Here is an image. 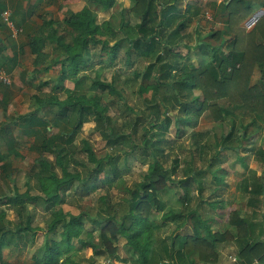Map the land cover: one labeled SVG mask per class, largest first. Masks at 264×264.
<instances>
[{"label": "trees", "instance_id": "trees-1", "mask_svg": "<svg viewBox=\"0 0 264 264\" xmlns=\"http://www.w3.org/2000/svg\"><path fill=\"white\" fill-rule=\"evenodd\" d=\"M129 1L131 5L124 8L137 19L127 26L123 40L117 41L97 22V11L91 8L109 10L116 0H88L79 10L70 9L61 19L46 21L38 12L40 5L45 6L47 15L49 8L67 5H61V0H11V4L0 0V14L10 9L13 25L20 30L14 38L0 21L6 38L13 40L9 57L1 54L5 48L0 44V68L9 72L19 65V54L28 51L33 56V70L26 85L32 87L31 80L45 72L47 76L39 77L35 89L48 86L64 94L31 92L30 100L36 107H28L27 112L0 124V264H7L5 248L11 254L14 248H29L37 231L42 241L33 252L34 264H125L130 260H136L135 264H220L221 245L232 249L235 260L229 258V264H250L254 259L256 264H264V146L255 142L260 134L264 142V14L250 29L243 25L257 5L264 8V0L214 1L209 18L220 19L223 26L198 27L180 36L190 22L204 17L196 3L185 2L182 8L186 0ZM124 12L122 9L113 17ZM123 26L121 18L119 28ZM182 41L191 43L185 55L178 50ZM120 42L128 45L123 54ZM93 49L98 50V56L90 60L96 51ZM191 58L197 59L196 65ZM78 61L81 74L77 77L79 72L73 76L70 71ZM21 63L23 76L28 70ZM92 66L96 68L94 76L84 71ZM104 66L111 69L110 79ZM54 67L57 74L49 75ZM254 68L257 79L252 75ZM138 74L137 93L151 109L118 125L117 116H109L107 111H118L121 105L134 110L126 104L123 91L137 82L126 78ZM66 79H74L73 89L65 87ZM2 90L0 106L6 108V90ZM147 92H151L149 98L143 96ZM53 107L57 111H52ZM206 113L213 121L225 120L226 133L217 137L215 131L193 129ZM90 121L99 127L105 142L100 153L88 139L74 142ZM172 125L178 137L191 128L195 151L169 164L166 147L174 144L169 138ZM52 128L57 131L49 134ZM14 130L25 138L13 136ZM139 130L141 137L136 136ZM22 145L35 158L25 171L27 181L20 191L15 184L11 188L9 181L19 170L14 160L22 157ZM250 147L257 163L261 157L262 183L261 175L253 171L243 177L239 186L247 199V215L234 211L224 225L218 223L214 229L216 219L205 217L191 205L198 197L196 192L206 186L203 172H211L214 186L209 188L217 191L227 173L215 162H224L233 152L240 163L247 154L241 152L251 153ZM135 152L136 158L147 160V170L131 188L125 184L120 167L127 166L128 156ZM197 158L202 159V165L196 163ZM112 188L121 192L120 209L110 202ZM69 189L79 194L71 195ZM102 191L96 194V209L91 200L75 205V213L63 207L66 198L74 201L64 204L72 205ZM37 206L47 213L44 227L33 224L37 216L30 215L29 208ZM7 209L16 219L9 218ZM120 239L124 240L125 257L118 254ZM86 249L91 255L84 253ZM99 258L105 261L99 263Z\"/></svg>", "mask_w": 264, "mask_h": 264}, {"label": "rangeland", "instance_id": "rangeland-1", "mask_svg": "<svg viewBox=\"0 0 264 264\" xmlns=\"http://www.w3.org/2000/svg\"><path fill=\"white\" fill-rule=\"evenodd\" d=\"M8 2H10L11 4V0H7ZM36 1V0H34ZM193 1V2H192ZM217 1V3H219L222 0H186V1H182L181 3V7L185 8V2H192V3H196L197 6H199L200 8H202V14H204V17H202L201 20H199V18L197 19V21H192L190 22V26H187L186 29H182V31L179 32L178 36L183 35L185 32H190L191 29L195 31L198 30L200 27L201 30H205L208 29L212 26H214L215 24L218 26H223L222 22L219 21L220 19H210L209 17L211 16L212 13V2ZM88 0H61V5H67V6H63L62 8L60 6H54L55 8H52L49 12L50 14L47 15V12L45 11V6L44 5H40V8L38 9V12L41 13V15H43V17L45 18V21L47 19H52V17H56L58 19H61L64 14L67 15L68 12H70L71 10L77 11L79 10L81 7H84L87 5ZM131 5V2L129 0H116L114 6H112L111 9L109 10H105V11H100L98 9V7H91L92 9H94L95 11H97V22L99 24H101V26L103 27V29L109 31L110 35H112L117 41L119 40H123V36H125V31L127 26L133 24V21L136 20L137 18L131 14V12H128V8H124V7H129ZM259 5H257L254 9V11L252 12V14L244 21L243 25L250 29L252 27V25H247L248 19L253 17V15L258 12L259 10ZM61 8V9H60ZM57 9V10H55ZM60 9V11H58ZM124 9L125 12L123 13V15L120 17L118 16L117 18L113 17L114 14H118L120 13V11ZM181 9V8H180ZM49 10V9H48ZM201 15V13H200ZM262 15V14H261ZM261 15L257 16V18H259ZM16 19H18V15L15 14L14 15ZM207 18H206V17ZM124 21V26L123 28H119L120 27V20ZM133 20V21H132ZM211 20V21H210ZM200 22V23H199ZM218 22V23H217ZM254 23V22H252ZM199 36H201L202 32H198ZM177 40H174L173 43H175ZM192 42V41H191ZM177 43V42H176ZM121 47H122V54L125 53V51H127L128 49V45L126 42H120ZM178 50L180 51L181 55H185L187 52V48L191 45L190 42H186V41H182L181 43L178 44ZM93 48H98L97 46H94ZM96 50V51H94ZM93 53L91 54V58L92 59H97L98 56V50L97 49H93ZM12 50H11V46L9 47V53L11 54ZM7 55V54H6ZM9 57V55H7ZM6 56V57H7ZM139 59V58H138ZM89 60V61H90ZM32 61H33V56L28 54V51L25 55L22 56V59L20 61V63L23 65V68L27 69L28 71L25 72V74H23V76L20 75V72H22V67L19 65L11 68V70L9 72H12L10 75L13 82L10 86H7V89L10 90V92H12V95L15 96L16 93H20L22 87H20L19 84H24L25 80L27 79V77L30 76V72L33 70V66H32ZM190 61L193 62L194 65H196V61L197 59L195 58H191ZM143 64V63H142ZM199 64V63H198ZM96 68L99 66L98 64H96ZM75 69L73 71H70L71 74H73V76H75L76 74H78V72L81 70V62L78 61L77 65L74 67ZM95 67H91L88 68L87 70H84L86 72H88V74H91L92 76H94V72H95ZM134 68V67H132ZM4 69V68H3ZM54 68H52L49 71V75H56L57 74V70H54ZM130 69V68H127ZM6 70V69H5ZM71 70V69H70ZM82 71V73L84 72ZM103 71L104 74L106 75V77L108 79L111 78V69H109L108 67L104 66L103 67ZM252 74L255 79L259 78V75L256 72V69L254 68ZM81 74V72H79V74L77 75V77ZM13 76V77H12ZM47 74L45 72H41L40 75L31 80L32 83V87H28L25 83V85L27 87H25L24 89L28 92V94H26V97L28 98L29 93L36 91L37 93H41V92H51L53 94H60L61 97L64 96V94L61 92V90H50V87H43L40 89H35V86L38 85L39 83V77H42V79L44 77H46ZM138 75L135 76H131L130 78H126L129 82L131 81H137V77ZM22 77V79H21ZM17 79H21V82ZM52 79V78H50ZM19 83V84H18ZM65 87L69 88V89H73L75 87L74 84V79H66L64 82ZM138 84H139V80L134 83L133 85H128L125 87V90L123 91V94L126 95L127 99H126V104H128L130 107H133L134 110L130 111V110H126L124 105L120 106V110L116 111L114 109H110L107 111L109 116L112 117H116L117 116V124H121L122 121H132V119L134 118L135 114H147L151 108H147L148 105H150L149 103L147 104L145 101H143V98L137 93V89H138ZM1 86V85H0ZM120 87V86H119ZM83 86H82V90H83ZM98 93H100V91L98 90ZM151 92H147L145 93L143 96H146L147 98H149ZM16 98V96H15ZM22 98H21V93H20V97L18 100V104L27 107V103L22 104ZM16 104L17 101L15 100ZM24 107V108H26ZM31 107H36V104L34 102H31V104L29 105V109H31ZM16 107L12 106L11 108H9V110H7L4 113V118L5 115L8 114H12L13 116L16 115V113H19L20 111H15ZM52 111H57V109L55 107H53ZM174 113V112H173ZM171 113V115L173 114ZM7 120H9L8 117H6ZM226 125H225V124ZM94 122L90 121L85 123L82 126V129L78 132V135L75 137L74 142L75 143H80V138H85L88 139L89 142L92 144V146L94 147L95 151L97 153H100L103 149H104V140L101 138V134H100V129L98 126L93 125ZM227 122H225V120H221V121H213L211 119V117L209 115H203V117H201L196 124L194 125L195 128H199L202 129V131H210L208 133H213L214 131L217 133V137L226 133L227 131ZM130 126H126L125 130L130 131ZM49 134L54 133L57 131L56 128H52L49 130ZM139 130L136 133V136L139 137L142 133V131ZM175 128L172 125L170 128V135L169 138L171 139V141H174V144H170L169 146L166 147V150H168V157H167V161L169 162V164H171V160L179 157L182 160L186 159L187 157H189L191 154V151H195V149L193 147H191V143H192V139H191V128H188V133L184 134L183 136H176L175 133ZM243 135V134H242ZM13 136H16L18 139H24L25 137L20 135L18 133L17 130H14ZM141 137V136H140ZM174 140H173V139ZM133 139H135V136H133ZM137 140L135 139L133 142H136ZM256 143H262L264 146V142H262V135H258V137L256 136L255 139ZM253 144V143H252ZM28 145V143H27ZM240 147V144L238 145L237 148H235V150H238ZM259 147V146H257ZM251 148V147H250ZM165 150V151H166ZM251 153H249L248 151L250 150H245V152H241L242 153H247L245 154L242 159H240V163L244 164L241 165L237 159L236 154H234L233 152H231L230 154H228L227 156L224 157V162L218 163L217 161L215 162L214 165L219 166V167H223V169L226 171V175L224 177V179L226 180L225 183H223V185H219L217 191H212L211 192V188L214 186V184L210 181V178L212 177L210 174L211 172L207 173L208 171H204L203 172V177L205 178V187L204 189L200 192L197 191L196 194L198 195V197L201 196L203 198H198V197H194L192 200L191 205L195 206L196 208H199V212L201 214H203L205 217L206 216H213L216 219V223L214 224V229H216V227L218 226V223L220 225V223H224L228 220L229 215L234 212V211H240V212H245V215H247V211L248 208L246 207V197L244 194H242L243 192L240 191V186L239 183L242 181V178L247 177V176H251L252 171L257 175H261L259 177V181L262 183V173H261V165L263 164L261 162V157L259 156V160L258 163L255 161V150L253 148H251ZM20 151L22 153V157H17L14 160V165L17 169H19L17 171V173L15 174V176L9 181V185H11L10 187L12 188V186L17 185L20 189V191H22L24 189V185L25 182L27 181L26 179V175H25V171L28 170L29 165L31 163V161L33 160V158H35V154L32 152H30L27 148L26 145H22L20 147ZM197 152H195L196 154ZM260 153V152H259ZM197 155V154H196ZM78 156L80 157H84L81 156L80 154H78ZM255 156V157H254ZM52 159V155L49 156ZM119 158H121V155L119 156ZM250 159V160H249ZM144 163V164H143ZM147 160L144 159V161L140 160L139 158H136V152L135 154H131L128 156V164L127 166H121L120 167V171H121V176H123V180L125 181V184L127 186H131V188H134L135 183H137L138 181H140L143 178V174L146 172L147 170ZM196 163L198 165H202V159H196ZM72 167L73 165L70 164ZM247 165V168L246 166ZM204 166V165H203ZM201 166V167H203ZM206 166V165H205ZM219 170H217L216 173H218ZM220 173H223V170L219 171ZM211 187V188H209ZM137 188V187H136ZM71 190V195H77L79 193L75 192V190L73 189H69ZM38 191V190H36ZM34 190V192H36ZM39 192V191H38ZM102 192H96L93 193L91 195H88L86 197L83 198V200H77L76 202H74L72 205H67L64 204L67 201H70L71 203L74 200H71L69 198H66L64 200L63 203V207L65 210H70L72 212H77V209L75 207V205H83L86 202H90L91 206L93 207V209H96L95 204L97 203V199H96V194L98 193H103ZM111 200L110 202L113 203V206L117 207L120 209L119 203H120V196H121V192L117 189V188H112L111 189ZM203 207V208H202ZM30 210V215L36 213L37 218H35L33 221V224L40 226V227H44L45 223L43 220V216L46 215L47 213H45L43 210H45L44 208H41L39 206H37L36 208H29ZM8 212V216L10 219L14 220L16 219V215H14L13 211L11 209H7ZM92 213H94L92 211ZM89 228V227H88ZM166 232L169 231V227L165 228ZM42 238H41V232L37 231L35 233V238L34 241H32V245L28 248L25 249H20L18 250L17 248H14L11 250V252L13 254H11L8 250V248L4 249V256L7 257V264H34L32 263V255L33 252L35 251V249L37 248L38 245L41 244ZM122 243H124V240L120 239L119 240V251L118 254L121 257H125V253L123 251V247H122ZM228 248L227 245H221L219 247V250L221 255L219 258V262L220 264H229L230 260H229V255L232 254V249ZM84 253L89 256L91 255V250L90 249H86L84 251ZM6 259V258H4ZM105 261L104 258H99L98 262L100 263L101 261ZM136 260H130L129 262L125 263V264H135ZM137 263V262H136ZM115 264H121L118 261Z\"/></svg>", "mask_w": 264, "mask_h": 264}, {"label": "crops", "instance_id": "crops-1", "mask_svg": "<svg viewBox=\"0 0 264 264\" xmlns=\"http://www.w3.org/2000/svg\"><path fill=\"white\" fill-rule=\"evenodd\" d=\"M53 8H55V7H53ZM259 9V11H262V15L264 14V8L262 7V6H260L259 5V7H258ZM52 8H49V11L51 10ZM55 10H57V9H55ZM58 11H60V9L58 10ZM261 15V16H262ZM260 16V17H261ZM5 27V26H4ZM13 43V40L12 39H9L8 37L6 38V32H5V29H3L2 28V26H0V44H1V46L3 47V48H5V49H2L3 51H2V55H12V52H11V54L9 53V47L11 46V44ZM19 54V53H18ZM25 55V54H24ZM21 59H22V56L19 54V58L17 59L18 60V62H20L21 61ZM16 65L18 66V64L16 63ZM15 65V66H16ZM14 66V67H15ZM13 68V67H12ZM10 73H12V72H10ZM13 77V76H12ZM20 81L21 82V79H17V81ZM19 84V83H18ZM20 85V87H22V89H21V91H20V93H21V98H22V104H24V103H27L28 102V104H27V107L24 105V106H22V105H20V104H18V100H19V97H20V93L18 92V93H16L15 94V96H16V98H15V96H13L12 95V92H10V90L9 89H7V87L5 88V86H0V98L2 97V93H4V91L2 90V89H4V90H6L5 91V99H6V101H7V105H6V108L5 107H2V106H0V124L6 119V116L7 115H5V118H4V113L7 111V110H9V108H11L12 106H15L16 107V110L15 111H20V112H25V111H27L28 110V107H29V105L31 104V102H30V96L28 95V98L26 97V94H28V92L24 89L25 87H27V86H25L24 84H19ZM30 94V93H29ZM15 100L17 101V104H16V102H15ZM24 107H26V108H24ZM10 115V114H9Z\"/></svg>", "mask_w": 264, "mask_h": 264}, {"label": "clouds", "instance_id": "clouds-1", "mask_svg": "<svg viewBox=\"0 0 264 264\" xmlns=\"http://www.w3.org/2000/svg\"><path fill=\"white\" fill-rule=\"evenodd\" d=\"M5 12H7L8 13V15H7V17L4 15V13ZM11 18H13V14L11 13V10L10 9H6V10H4L1 14H0V21L2 22V23H4L7 27H9V29H10V31L12 32V37H14V38H16V35H18V33H19V31L20 30H18V29H16L15 27H14V25H13V21H12V19ZM258 19V18H257ZM257 19H255L253 22L255 23L256 22V20ZM253 23V24H254ZM0 70H3V71H5L8 75H9V78H10V83L9 84H7V83H4V82H2L1 80H0V83H2L4 86H5V88L7 87V86H10L11 84H12V82H13V80H12V78H11V76L10 75H12L10 72H7L5 69H3V68H0ZM30 102H31V100H30ZM25 112H27V111H25ZM25 112H19V113H16V115L17 114H20V113H25ZM15 115V116H16ZM8 116V118H9V120H10V118H12V117H15V116H13L12 114H8L7 115ZM6 116V117H7ZM4 121H8L7 119H5ZM232 261H234L235 260V258L232 256V255H229L228 256ZM257 263V260H253L250 264H256Z\"/></svg>", "mask_w": 264, "mask_h": 264}, {"label": "built area", "instance_id": "built-area-1", "mask_svg": "<svg viewBox=\"0 0 264 264\" xmlns=\"http://www.w3.org/2000/svg\"><path fill=\"white\" fill-rule=\"evenodd\" d=\"M4 15L7 17L8 13L5 12ZM247 25H253V23L252 22H249V23H247ZM0 80L2 82H4V83H7V84L10 83L9 75L5 71H3V70H0Z\"/></svg>", "mask_w": 264, "mask_h": 264}, {"label": "water", "instance_id": "water-1", "mask_svg": "<svg viewBox=\"0 0 264 264\" xmlns=\"http://www.w3.org/2000/svg\"><path fill=\"white\" fill-rule=\"evenodd\" d=\"M261 14H262V11H258V12H256V13L253 15V17H251V18L248 19V22H253V21L256 19V17L259 16V15H261Z\"/></svg>", "mask_w": 264, "mask_h": 264}]
</instances>
